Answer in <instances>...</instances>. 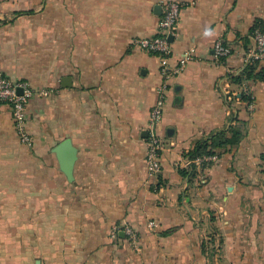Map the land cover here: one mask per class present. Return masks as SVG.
<instances>
[{
    "label": "crops",
    "instance_id": "crops-1",
    "mask_svg": "<svg viewBox=\"0 0 264 264\" xmlns=\"http://www.w3.org/2000/svg\"><path fill=\"white\" fill-rule=\"evenodd\" d=\"M167 1L180 5L170 64L188 48L197 59L167 79L151 182L146 126L163 78L159 56L132 40L158 33ZM257 26L264 0H0V76L49 91L26 104L30 143L0 104V264H264V78L228 79ZM218 39L231 47L222 60ZM234 127L238 142L186 181L185 153ZM66 138L71 179L53 151Z\"/></svg>",
    "mask_w": 264,
    "mask_h": 264
},
{
    "label": "built area",
    "instance_id": "built-area-1",
    "mask_svg": "<svg viewBox=\"0 0 264 264\" xmlns=\"http://www.w3.org/2000/svg\"><path fill=\"white\" fill-rule=\"evenodd\" d=\"M180 5L175 1H167L164 4L161 19L158 24V33L153 37H137L133 38L132 43L139 46L145 51L156 54L160 58V73L162 82L157 88V98L149 112L148 123L146 126L147 136L145 137L146 145V169L151 182L158 180L161 171L160 156L163 149L162 138L157 133V125L162 117L163 105L166 99V91L168 89L167 79L179 73L188 61L197 59L194 48L186 49L182 56L175 64H170L169 58L172 53L170 36L174 33V27L179 17ZM252 36L255 47L246 58L245 62L251 60L264 59V26H257L253 29ZM214 56L217 60H222L231 53V47L222 39L216 40L213 46ZM18 88L21 93H18ZM247 95L249 91L244 88ZM49 93L47 89L37 88L31 85L27 80L12 81L5 76H0V104H7L12 112V120L16 134L21 142L30 143L31 138L25 129L26 122V104L34 96H45ZM251 96V95H250ZM249 107L252 105V96L249 100ZM209 158V156H208ZM206 159L197 158L195 162ZM150 227H155L156 223L150 221ZM123 231L133 247L137 248V232L133 227L127 225L123 227ZM112 237H116V231L111 233Z\"/></svg>",
    "mask_w": 264,
    "mask_h": 264
},
{
    "label": "trees",
    "instance_id": "trees-1",
    "mask_svg": "<svg viewBox=\"0 0 264 264\" xmlns=\"http://www.w3.org/2000/svg\"><path fill=\"white\" fill-rule=\"evenodd\" d=\"M260 60H251L247 64L244 65L243 69L238 73H229L228 79L235 84H240L243 81L248 79H263L264 78V70L257 68ZM241 98L249 101L251 100V96L242 92ZM231 129V136L224 137V131L220 130L211 134L207 138L198 139L191 150H188L185 155L192 160L187 167H178L179 173L186 179V181L191 182L194 178H196L197 174L206 166V160L203 159L198 165L195 160L197 158H204L205 156L216 153L214 147H224L227 144H235L238 142L241 136V132L239 128L234 127ZM208 139L211 142H208ZM135 230V229H134ZM136 231V230H135Z\"/></svg>",
    "mask_w": 264,
    "mask_h": 264
},
{
    "label": "water",
    "instance_id": "water-1",
    "mask_svg": "<svg viewBox=\"0 0 264 264\" xmlns=\"http://www.w3.org/2000/svg\"><path fill=\"white\" fill-rule=\"evenodd\" d=\"M172 36H170L171 39ZM18 93H21V89L18 88ZM53 151L59 161L60 169L64 172L68 179L72 178V167L76 159V148L71 143L70 139L66 138L54 146ZM120 236H124L123 232H120Z\"/></svg>",
    "mask_w": 264,
    "mask_h": 264
}]
</instances>
